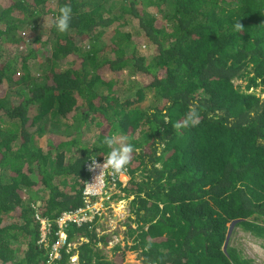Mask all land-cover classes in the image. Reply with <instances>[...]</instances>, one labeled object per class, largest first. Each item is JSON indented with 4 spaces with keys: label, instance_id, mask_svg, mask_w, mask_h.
Returning <instances> with one entry per match:
<instances>
[{
    "label": "trees",
    "instance_id": "trees-1",
    "mask_svg": "<svg viewBox=\"0 0 264 264\" xmlns=\"http://www.w3.org/2000/svg\"><path fill=\"white\" fill-rule=\"evenodd\" d=\"M123 72L143 83L121 99ZM105 138L134 148L111 195L128 200L132 244L108 247L96 216L69 223L53 257L55 220L86 203ZM36 215L51 223L44 242ZM237 228L264 238V0H0V264H124L126 250L143 264H253Z\"/></svg>",
    "mask_w": 264,
    "mask_h": 264
},
{
    "label": "rangeland",
    "instance_id": "rangeland-1",
    "mask_svg": "<svg viewBox=\"0 0 264 264\" xmlns=\"http://www.w3.org/2000/svg\"><path fill=\"white\" fill-rule=\"evenodd\" d=\"M131 25V24H130ZM131 26H125L124 29H127ZM111 29V27L109 28ZM109 29L107 30L108 32ZM84 47L87 45V43L84 42ZM15 53L13 52L11 56H13ZM42 55H39L37 59H31L27 62L28 69L33 74V76L37 79H40L42 76V69L45 67L42 66L43 58ZM19 61L16 64L15 70L20 71L21 67L19 64ZM23 71V70H22ZM108 76V75H107ZM105 75V77H107ZM122 81L123 84H120L121 90H120V97L121 99L124 98L126 94V91L128 89V86L131 84L130 81L143 83L140 80L137 79L136 74H132L131 72H123L122 73ZM240 81H236L235 83H238ZM134 84V83H132ZM259 92V90H257ZM128 92V91H127ZM263 96V95H262ZM150 99L149 96L146 95L144 100L139 103V106L145 107L148 105ZM6 126V125H5ZM129 180L128 175L120 176V181L122 184L120 186H117L116 189L110 191L111 194H119L123 195V192L121 191V188L125 186L127 181ZM124 183V184H123ZM41 194V193H38ZM110 195V193H106L104 197H107ZM39 204V203H38ZM105 208L103 209V212L98 217V220L96 222V228L95 231L98 232L100 235H106L109 236L110 241L108 242V247L111 245H114L115 243H120L123 245H131L132 241L131 238L124 237V234L126 236L125 228L123 227V223L125 221V218L128 215V200L126 199H118L117 198H111V195L108 200H105L104 203ZM124 219V221L121 223V221ZM237 232L235 234V239L233 240L234 246H236L240 251L241 254L244 255L247 258H251L253 260V264H264V238H257L249 233H246L242 231L241 229L237 228ZM230 231V230H229ZM110 246V247H111ZM108 247H104L105 252L108 251ZM107 254H111L109 251L106 252ZM124 264H143L141 262V257H139V253L134 250H126L124 255Z\"/></svg>",
    "mask_w": 264,
    "mask_h": 264
},
{
    "label": "built area",
    "instance_id": "built-area-1",
    "mask_svg": "<svg viewBox=\"0 0 264 264\" xmlns=\"http://www.w3.org/2000/svg\"><path fill=\"white\" fill-rule=\"evenodd\" d=\"M103 162L104 158L100 160L92 159L86 162L85 171L88 173V178L82 192L86 203L81 207L63 212L55 220L57 224V231L55 232L57 240L52 246L53 257L57 256L60 246L67 242L65 230L68 224L73 223L76 226H80L83 223L91 222L96 216L99 217L105 208L104 201L108 200L110 195H112L110 191L116 189L120 176L125 175V169L120 173H115L110 168L102 169ZM106 193H110V195L104 197ZM35 217L40 223L39 242H44L47 233L50 231L51 223L47 218L39 215ZM72 261H75V257L72 258Z\"/></svg>",
    "mask_w": 264,
    "mask_h": 264
},
{
    "label": "clouds",
    "instance_id": "clouds-1",
    "mask_svg": "<svg viewBox=\"0 0 264 264\" xmlns=\"http://www.w3.org/2000/svg\"><path fill=\"white\" fill-rule=\"evenodd\" d=\"M71 13H72V8L68 4H64V5H62L59 8L58 14L56 15V17H55V19L53 21L54 27L57 29V31L63 33V32H66L69 29V23H70V20H71ZM236 27L239 29V28H241V25L237 24ZM194 114L195 113H194V110H193L188 118L192 119ZM193 122L195 123V121H193ZM179 126L180 125H177V127H179ZM103 143L105 145L109 146L111 148V151L109 152L107 157H105V156L103 157L104 158V162H103V165H102V169L110 168L115 173H120L124 169L126 170L125 166L129 163L131 153L134 151L133 146L131 144H123L122 143L119 147H112L113 144H114V140L110 139V138H105L103 140ZM84 170H85V167H84ZM126 174L127 173L125 171V175ZM121 184H122V182L118 181V186H120ZM53 244L51 245V249H52ZM64 245H61L60 248H62ZM59 253L60 252H57V256H59ZM73 257H75V261H72ZM76 257H77L76 255H72L70 257V259H69V263L70 264H76L77 263L76 262Z\"/></svg>",
    "mask_w": 264,
    "mask_h": 264
},
{
    "label": "water",
    "instance_id": "water-1",
    "mask_svg": "<svg viewBox=\"0 0 264 264\" xmlns=\"http://www.w3.org/2000/svg\"><path fill=\"white\" fill-rule=\"evenodd\" d=\"M233 224V223H232Z\"/></svg>",
    "mask_w": 264,
    "mask_h": 264
}]
</instances>
